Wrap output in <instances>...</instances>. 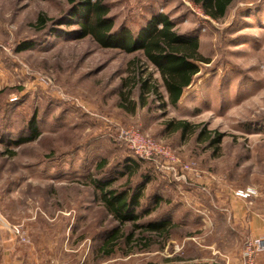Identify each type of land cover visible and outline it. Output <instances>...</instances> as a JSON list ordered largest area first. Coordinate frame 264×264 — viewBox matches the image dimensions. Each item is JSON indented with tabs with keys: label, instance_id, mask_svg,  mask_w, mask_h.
<instances>
[{
	"label": "rangeland",
	"instance_id": "374dc122",
	"mask_svg": "<svg viewBox=\"0 0 264 264\" xmlns=\"http://www.w3.org/2000/svg\"><path fill=\"white\" fill-rule=\"evenodd\" d=\"M107 3L115 30L139 33L162 14L197 36L200 71L171 106L142 50L83 37L67 0H0V249L53 264H234L252 237L246 219L264 217V0H234L220 19L192 0ZM26 42L34 46L19 49ZM136 66L164 99L143 104L134 88L136 108L125 109L121 84ZM32 119L38 138L13 144ZM172 120L197 129L184 134ZM202 130L220 135V151ZM131 139L157 154L140 157ZM147 176L137 221H116L93 186L131 188ZM169 218L163 234L143 227Z\"/></svg>",
	"mask_w": 264,
	"mask_h": 264
},
{
	"label": "trees",
	"instance_id": "16d2710c",
	"mask_svg": "<svg viewBox=\"0 0 264 264\" xmlns=\"http://www.w3.org/2000/svg\"><path fill=\"white\" fill-rule=\"evenodd\" d=\"M199 5L206 14L214 19L225 16L228 8L234 0H192ZM72 6L71 18L80 24L81 35L93 38L103 47H119L127 52L142 50L144 58L158 70L163 85L167 91L168 102L176 106L180 101L185 89L189 87L194 77L200 71L199 61H204L199 55L200 40L197 36L181 34L175 29L174 22L165 15H156L139 33L129 30H115L114 20L109 16L110 7L107 0H67ZM37 24L45 25L46 17L40 14ZM69 22H71L69 20ZM34 46L32 42H26L19 49H28ZM137 65V63H135ZM134 88L140 89L141 103H146V95L154 94L158 99H164L152 72L141 69L140 66L133 68V74L126 77L121 84L120 96L122 106L127 109L128 104L135 110L136 102L131 99ZM127 103V104H126ZM37 120L29 122L30 136L20 137L12 141L17 146L32 141L40 135ZM168 127L173 130L186 132L196 131V126L187 121H169ZM196 128V129H195ZM198 137L208 143V146L217 151L221 149L222 139L215 133L200 131ZM12 154H15L11 151ZM126 165L131 171L133 167ZM148 176L143 183L129 188H114L112 180H94V187L100 193L101 200L112 215L120 222L137 221L142 215L137 209L141 205L144 196V186L150 181ZM156 203H160L162 196H153ZM151 211H146L149 213ZM171 219L150 221L143 227L158 234L165 233L171 223ZM117 229H114L111 240L115 239ZM110 244V243H108Z\"/></svg>",
	"mask_w": 264,
	"mask_h": 264
},
{
	"label": "crops",
	"instance_id": "0c3cea01",
	"mask_svg": "<svg viewBox=\"0 0 264 264\" xmlns=\"http://www.w3.org/2000/svg\"><path fill=\"white\" fill-rule=\"evenodd\" d=\"M247 225L250 224L251 236L259 235L264 230L263 215H249L246 219ZM230 261L234 264H241L242 254L238 256H231ZM0 264H53L45 255L40 257L37 251L24 250L19 248H4L0 249ZM256 264H264V252L259 253L256 257Z\"/></svg>",
	"mask_w": 264,
	"mask_h": 264
},
{
	"label": "built area",
	"instance_id": "2783aa9c",
	"mask_svg": "<svg viewBox=\"0 0 264 264\" xmlns=\"http://www.w3.org/2000/svg\"><path fill=\"white\" fill-rule=\"evenodd\" d=\"M143 143L137 142L134 139H131V147L134 148L135 153L142 158L151 159L155 152H151L147 148L150 147L146 143L145 139H142ZM147 144V145H146ZM155 150V148H153ZM156 151V150H155ZM175 161V160H174ZM186 168H189L187 166ZM255 193L254 190L250 189L246 194L241 193L243 196H250ZM264 252V230L260 235H255L248 238L244 245V250L242 253V261L241 264H256V257L259 253Z\"/></svg>",
	"mask_w": 264,
	"mask_h": 264
},
{
	"label": "water",
	"instance_id": "95a60500",
	"mask_svg": "<svg viewBox=\"0 0 264 264\" xmlns=\"http://www.w3.org/2000/svg\"><path fill=\"white\" fill-rule=\"evenodd\" d=\"M171 264H176V263H171Z\"/></svg>",
	"mask_w": 264,
	"mask_h": 264
}]
</instances>
